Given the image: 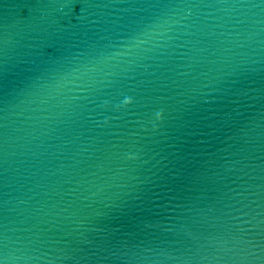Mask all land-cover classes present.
<instances>
[{"label":"water","instance_id":"water-1","mask_svg":"<svg viewBox=\"0 0 264 264\" xmlns=\"http://www.w3.org/2000/svg\"><path fill=\"white\" fill-rule=\"evenodd\" d=\"M0 264H264V0H0Z\"/></svg>","mask_w":264,"mask_h":264}]
</instances>
